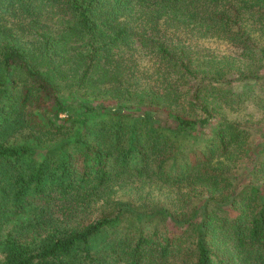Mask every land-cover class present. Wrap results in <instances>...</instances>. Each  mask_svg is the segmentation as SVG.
<instances>
[{
    "label": "trees",
    "instance_id": "trees-1",
    "mask_svg": "<svg viewBox=\"0 0 264 264\" xmlns=\"http://www.w3.org/2000/svg\"><path fill=\"white\" fill-rule=\"evenodd\" d=\"M263 120L264 0H0V264H264Z\"/></svg>",
    "mask_w": 264,
    "mask_h": 264
},
{
    "label": "rangeland",
    "instance_id": "rangeland-1",
    "mask_svg": "<svg viewBox=\"0 0 264 264\" xmlns=\"http://www.w3.org/2000/svg\"><path fill=\"white\" fill-rule=\"evenodd\" d=\"M49 24H52L54 22V20H48L47 21ZM192 44H197L200 48H203L205 50H210V51H214L216 53L222 54V53H227V52H235V48H233L232 46H230L229 44H227L226 41L221 40V39H207V38H200V39H195L193 38L191 40ZM241 83H237V86H240ZM246 109L248 111V113L250 115H252L251 117V123L248 124V128L250 130V132L252 133V137H251V141L255 144L257 142H259L261 140L260 134L259 132L256 130V126H257V120L258 118L261 116L263 110L261 108L258 107V105L255 102L249 101L247 103ZM262 123H264V120L262 121ZM31 201H33V203L35 204H40L41 202L38 200V197H30L29 198ZM46 210H47V215L50 213V215H54V210L50 204H47L46 206ZM46 215V216H47ZM105 234H98L95 237H93L90 241V245L92 247V249L95 251L97 250L100 245L102 244V239L105 238ZM3 253H1V249H0V259L2 258Z\"/></svg>",
    "mask_w": 264,
    "mask_h": 264
}]
</instances>
